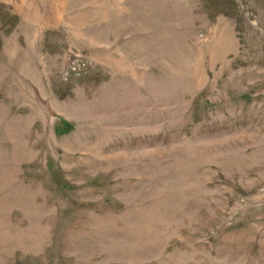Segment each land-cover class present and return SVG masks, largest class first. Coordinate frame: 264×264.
<instances>
[{
  "label": "rangeland",
  "instance_id": "374dc122",
  "mask_svg": "<svg viewBox=\"0 0 264 264\" xmlns=\"http://www.w3.org/2000/svg\"><path fill=\"white\" fill-rule=\"evenodd\" d=\"M0 264H264V0H0Z\"/></svg>",
  "mask_w": 264,
  "mask_h": 264
}]
</instances>
